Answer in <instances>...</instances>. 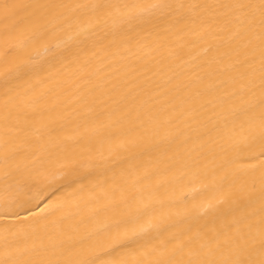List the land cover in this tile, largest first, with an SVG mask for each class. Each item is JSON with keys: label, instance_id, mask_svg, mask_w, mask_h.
I'll use <instances>...</instances> for the list:
<instances>
[{"label": "snow or ice", "instance_id": "obj_1", "mask_svg": "<svg viewBox=\"0 0 264 264\" xmlns=\"http://www.w3.org/2000/svg\"><path fill=\"white\" fill-rule=\"evenodd\" d=\"M0 264H264V0L0 4Z\"/></svg>", "mask_w": 264, "mask_h": 264}, {"label": "bare ground", "instance_id": "obj_2", "mask_svg": "<svg viewBox=\"0 0 264 264\" xmlns=\"http://www.w3.org/2000/svg\"><path fill=\"white\" fill-rule=\"evenodd\" d=\"M6 2V0H0V4ZM10 2V0H9ZM203 53H201L202 55ZM156 56V59L159 60L161 55H166V52L161 54H153ZM117 69H113L115 71ZM123 71L122 68L119 69ZM28 165V168L31 170L32 165L29 162H24ZM220 163L219 159L213 160L211 155L205 160L201 161L203 166H206L209 170V173L214 168L215 165ZM39 168V165L36 166ZM207 183L211 180V175H209L206 179L204 177H196L193 175L192 170H188L186 174L181 178L180 182L176 185V195L180 194V189L189 184V182L196 183L199 186L200 181ZM41 182L43 180L41 178ZM50 193L45 194L46 196ZM97 197H102L103 193L98 191L95 194ZM106 201L102 198L99 199H91L90 194L85 192L83 194H73L72 190H68L67 193L61 192L57 193L56 197L53 198V201H50L52 209H56L55 215L49 216L47 220H41L39 223V230L41 233H51V234H63V235H71L73 233L77 235H83L86 231L91 230L93 227L97 226L96 224H89L88 218L92 215L95 209L103 208ZM39 209L36 210L38 212ZM35 214V213H34ZM113 217L109 214L106 217H101V221L110 220ZM30 219V218H29ZM27 229L28 226L26 225Z\"/></svg>", "mask_w": 264, "mask_h": 264}]
</instances>
